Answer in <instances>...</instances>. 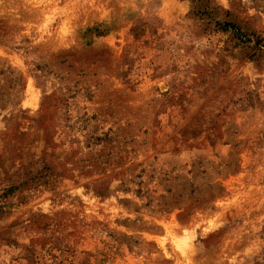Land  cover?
<instances>
[{
	"label": "rangeland",
	"instance_id": "rangeland-1",
	"mask_svg": "<svg viewBox=\"0 0 264 264\" xmlns=\"http://www.w3.org/2000/svg\"><path fill=\"white\" fill-rule=\"evenodd\" d=\"M0 264H264V0H0Z\"/></svg>",
	"mask_w": 264,
	"mask_h": 264
},
{
	"label": "trees",
	"instance_id": "trees-1",
	"mask_svg": "<svg viewBox=\"0 0 264 264\" xmlns=\"http://www.w3.org/2000/svg\"><path fill=\"white\" fill-rule=\"evenodd\" d=\"M223 26H224V28H223L224 30H228V28L230 27L229 24H224Z\"/></svg>",
	"mask_w": 264,
	"mask_h": 264
},
{
	"label": "bare ground",
	"instance_id": "bare-ground-1",
	"mask_svg": "<svg viewBox=\"0 0 264 264\" xmlns=\"http://www.w3.org/2000/svg\"><path fill=\"white\" fill-rule=\"evenodd\" d=\"M162 88H165L164 84H162Z\"/></svg>",
	"mask_w": 264,
	"mask_h": 264
}]
</instances>
